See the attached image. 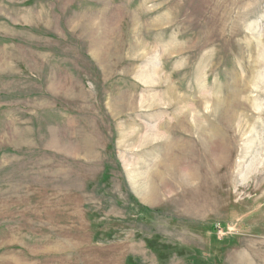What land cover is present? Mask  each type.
Listing matches in <instances>:
<instances>
[{
  "label": "rangeland",
  "instance_id": "obj_1",
  "mask_svg": "<svg viewBox=\"0 0 264 264\" xmlns=\"http://www.w3.org/2000/svg\"><path fill=\"white\" fill-rule=\"evenodd\" d=\"M0 264H264V0H0Z\"/></svg>",
  "mask_w": 264,
  "mask_h": 264
},
{
  "label": "bare ground",
  "instance_id": "obj_2",
  "mask_svg": "<svg viewBox=\"0 0 264 264\" xmlns=\"http://www.w3.org/2000/svg\"><path fill=\"white\" fill-rule=\"evenodd\" d=\"M180 125V123H178L177 124V127ZM158 126V125H157ZM161 126H163V124H161ZM157 129H159L158 131H157V133L159 134V135H161V134H163L164 133V129H163V127L162 128H159V127H157ZM156 129V130H157ZM162 131V132H161ZM156 134V133H155ZM158 134H156V135H158ZM174 134L175 135H170V137H168V138H166L165 139V145L167 146V148H168V151H169V153H170V159H173L174 157H175V153H174V149H173V145H175L176 144V142H177V144L180 146L181 145V139H180V136L182 135V133L180 132V127H178V129L174 132ZM175 138H177V139H175ZM185 142H187V144H185L184 145V150L185 149H187V150H191V148H190V143H188V142H190V140H187V141H185ZM176 144V145H177ZM178 149V148H177ZM189 161H190V159H189ZM187 175V174H186Z\"/></svg>",
  "mask_w": 264,
  "mask_h": 264
},
{
  "label": "trees",
  "instance_id": "obj_3",
  "mask_svg": "<svg viewBox=\"0 0 264 264\" xmlns=\"http://www.w3.org/2000/svg\"><path fill=\"white\" fill-rule=\"evenodd\" d=\"M147 210V209H146Z\"/></svg>",
  "mask_w": 264,
  "mask_h": 264
}]
</instances>
